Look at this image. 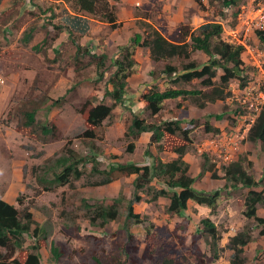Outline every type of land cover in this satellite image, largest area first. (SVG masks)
<instances>
[{"label": "rangeland", "instance_id": "rangeland-1", "mask_svg": "<svg viewBox=\"0 0 264 264\" xmlns=\"http://www.w3.org/2000/svg\"><path fill=\"white\" fill-rule=\"evenodd\" d=\"M105 2L109 6V11L116 16V25L108 26L113 33L109 31V41H117L123 29L129 31L132 37L135 34L133 29H137L145 36V30L154 27L166 38L175 39L177 28L181 24L189 25L194 30L205 22H219L223 28L222 36L226 41L240 43L245 47V52L242 54L243 64H246L243 66L244 72H241V77L229 81L224 99L208 102L204 108H199L195 104V99L189 97L183 101V106L194 118L209 121L211 118H208L207 114L211 112L231 113L236 122L235 125L239 123L247 125V121L238 115L243 113L249 118L253 110L246 105H241L240 101L242 99L255 102L257 80H261L262 75H259L255 69L252 52L256 50L263 52L264 42L255 36V31L246 29V23L264 0H240L238 5L229 8L211 0H105ZM75 13L86 14L80 9L77 0H0V196L19 209L26 206L32 212L34 220L43 223L47 229L49 237L46 239V245L39 249L43 264H54L50 260L52 241L56 245L62 243L64 250V255L58 264H93L94 258L103 261L104 264H160L163 247L155 250L151 259H140L132 263L133 258L140 257L144 228L149 223L160 237L173 231L183 236L185 243L177 252V257L179 263L192 264L183 261L182 256L189 244L190 234L195 233L199 220L207 216L222 231L221 247L226 246L229 237L236 233L244 219L243 200L248 189L240 186L223 189L222 178H213L209 171H201L200 168H203L206 162V166L214 164L216 173L222 176L221 166L231 159V152L224 149L220 151L219 144L222 136H210L209 131L204 129L202 121H197L199 123L191 134L192 143L182 156V160L189 164L188 174L196 175L194 184L198 190L210 191L220 188V201L212 214L210 208L192 201L187 203L183 215L167 213L165 208L168 198L159 196L152 200L151 191L145 189L141 193V200L134 201L132 204L133 211L139 215L140 221L125 220V209L133 190L135 178L133 173L103 185L93 184L102 175L89 176L87 173L73 180L72 188L65 184L52 191H45L36 183L31 172V165L34 163V166H41L47 160L57 157L67 141H69L68 146L74 148L76 152L87 153L81 138L85 129L84 120L78 111L87 102L93 105L101 101L106 104L111 103L109 97L102 95L108 87V78L115 69L111 61L122 57L119 48L116 50L113 45L107 48L106 44L100 40L93 45L92 39L101 34L103 27L98 22L95 25L97 28L92 27L91 30L86 19H84L86 22L84 20L81 23L77 22L76 32L79 34L73 39L83 43V47L87 46L88 53L81 51L76 57L72 49H76L78 45L74 43L72 35L67 33L63 35V37L67 36V45L66 43L64 46L60 45L62 52L52 59L47 57L45 50L49 39L60 38L59 31L64 26L68 27V23L72 20L69 14ZM103 13L104 11L88 12V14H94V19L105 21L101 15ZM1 14L8 16V20L12 22L6 25L7 18L1 19ZM117 14H136L141 18L136 20L135 26L129 21L128 26L122 28L120 26L123 23L118 21ZM47 24H51L54 36H51L49 32L45 33ZM26 33L31 35L27 43L23 41ZM127 34L123 32L126 37ZM104 37L106 39V36L103 35L105 41ZM97 48L100 49L97 50ZM102 54H106L107 58L103 75L98 79L95 64ZM135 58L137 71L132 73L130 81H127V92L131 94L135 102L131 103L133 110L126 111L124 107L126 105L123 104V110L122 105L115 107L111 115L102 122V138L94 141L96 151H102L99 158L105 162L104 165L110 162L131 161L138 165L151 162V159L146 158L143 153L149 142L148 133L141 134L135 140L124 135L133 115L144 118L148 122L157 118H153L143 105L136 102L142 84H146V88L153 87L158 90H163L167 84L171 87L203 89L198 79L170 84L167 78L150 74L152 79L148 72L153 65L150 64L149 51L146 47L143 51L138 48ZM192 58L197 60L199 66H202L207 63L209 57L197 51L192 54ZM179 61L180 59H176L175 63ZM147 74L149 80H147ZM220 74L221 70L218 69L213 82L218 83ZM242 77L245 84L240 86L239 79ZM142 80L146 81L142 82ZM57 99L60 100L54 102ZM26 101L38 103L34 112V123L52 126L54 129L52 135L47 138L43 136L42 139L34 138L36 137L33 135L35 128L32 125L26 126L25 118L19 110V107L23 110L21 106ZM177 101V98L166 99L163 108L156 116L161 120L166 119ZM29 106L32 107V104ZM31 110L26 108L28 112ZM234 110L235 113H232ZM227 119L225 124L231 125V122L227 123ZM220 126H224L222 122ZM131 142H134V150L129 152L127 145ZM152 145L163 161L177 156L171 152L162 151L155 143ZM254 148L258 152L256 153L258 164L254 170L248 168V171L258 178L264 172V166L259 170L263 161L261 159L264 156V147L260 144L259 148L256 144ZM204 155L208 157V160L204 161ZM89 171H91V163L86 167V172ZM262 185L252 189L260 190ZM151 186L153 189L166 187L162 179L157 178L152 180ZM166 190L168 192L169 189ZM119 194L123 196V199L118 206L117 218L102 226H98L101 221L95 219L94 224L91 225L87 216H84V202L105 205L109 204L113 198L119 197ZM260 205L262 206H259L260 211L257 214L263 217L264 202ZM126 227L133 234V238L128 239ZM257 232L258 229L253 234V242L244 246L246 264H264L259 248L264 243V237L257 235ZM23 238V246L29 249L37 240L27 234H23ZM126 241L128 246H138L136 253L129 251V255H123L120 243ZM196 241L208 254L202 238L199 237ZM231 253L229 248L224 247L219 258L212 260L209 264L229 262Z\"/></svg>", "mask_w": 264, "mask_h": 264}, {"label": "trees", "instance_id": "trees-1", "mask_svg": "<svg viewBox=\"0 0 264 264\" xmlns=\"http://www.w3.org/2000/svg\"><path fill=\"white\" fill-rule=\"evenodd\" d=\"M224 7H232L238 5L240 0H211ZM81 10L89 13L104 11L101 14L110 26L116 25V16L108 9L105 0H77ZM98 3V4H97ZM221 11V10H220ZM236 14V12H235ZM146 35L135 33L128 44L119 46L122 53L121 58L113 59L112 65L115 67L113 73L108 78V87H106L103 97L111 99L110 104L99 102L97 104L85 103L81 107L80 114L84 120L85 129L81 138L83 145L87 148L86 154H80L68 146V142L62 147V152L52 160H47L41 166L31 165V172L35 177L36 183L45 191H52L61 186L68 185L72 188L73 180L87 174L94 176L102 175L101 178L94 182L95 185L107 184L113 180L120 179L129 174H135L133 180V190L130 200L126 206L125 220L139 222V215L133 211V202L142 198L141 193L147 189L151 191L152 200L159 196L167 197L166 212L173 215H183L188 201H192L199 205H205L210 208L211 214L215 211L220 201V188L210 191L198 190L193 186L195 178L188 174L189 164L182 160V156L186 153L188 146L192 143V132L197 121H202L206 131L218 132V128L212 127L207 119L194 118L188 113L183 106V101L191 97L195 99V104L203 108L208 102H215L224 99L227 94L226 86L233 78L241 77L244 72L242 54L245 47L240 43L226 41L223 38V28L219 22L209 21L200 24L194 30L189 25H180L177 28L175 39L166 38L157 28L150 27L145 30ZM30 34L23 36V41L27 43ZM255 36L261 42H264V31H255ZM75 56L81 51L89 52L87 46L83 47L77 44ZM136 46L146 47L150 53V58L154 62L153 70L150 74L161 75L168 79L170 84H179L200 80L202 88L186 89L182 87H171L169 84L163 90L156 88H146V84L141 85V92L138 96L137 103H142L145 110L154 118V121H146L133 115L130 123L125 130L124 135L131 137L133 140L144 133H149V142L144 149L146 158L151 159L150 164H137L135 162H110L104 165L102 159L99 158L102 151H96L95 140L101 139L103 136L104 119L109 117L112 110L125 102V92L127 89V77L136 72V64L133 58V50ZM202 52L209 58L207 63L199 66L197 60L192 58L194 52ZM106 54H102L96 61L95 71L97 78L103 75V67L105 68ZM180 59L178 63L175 60ZM159 66V68H157ZM221 70L218 76V83L213 82V78L217 75V70ZM240 86L245 84L244 78L239 79ZM226 88V89H225ZM131 97L129 100H132ZM174 108L170 109L166 119L161 120L156 116L163 108L166 99H175ZM102 99V98H101ZM60 100V99H59ZM58 99L54 102L59 101ZM85 102V101H84ZM20 112L25 118L26 126L32 125L33 135L37 139H42L52 135L54 131L52 126L46 124L34 123V112L38 106L36 102H24ZM32 104V107L29 106ZM58 104V103H57ZM56 105V103H53ZM88 106V107H87ZM123 107V106H122ZM26 108L32 109L31 112ZM235 113V110L232 111ZM207 117L213 120L227 119V123L233 125L235 120L231 113L211 112ZM40 135L39 137H37ZM247 139L256 142L264 147V103L261 106L258 115L248 129ZM153 143L159 145L162 151L173 152L176 158L163 161L158 153L153 149ZM129 152L134 150V142L127 145ZM245 153V154H244ZM248 152L240 153L236 159L229 160L223 164V175L218 176L214 169V164L206 166L203 164L201 171H209L213 178H222L224 180L223 189L237 188V186L248 189L243 200L244 210L242 212L244 219L240 224L236 233L229 237L226 246L221 247L222 231L210 219L203 217L199 220V225L195 227V233L190 234L189 244L186 246L185 254L182 256L183 261L192 264H209L212 260L219 258L224 247L231 250L230 264H246V256L244 246L253 242L254 232L258 229L257 235L264 237V217L257 214L258 205L264 202V184L262 185L264 172L257 179L248 168H253L252 162L247 157ZM112 156V155H111ZM204 161L208 160L206 155L203 156ZM91 163V171L86 172L87 165ZM201 172V173H202ZM154 178L162 179L165 188H152L151 182ZM262 185L260 190L252 189V187ZM166 189H169L168 192ZM115 197L109 204L95 203L88 204L84 202V216H87L90 224L93 225L95 219H99L102 226L104 223L115 220L119 213V204L122 202L123 196ZM150 199V200H151ZM248 221V222H247ZM126 224V222H125ZM124 224V225H125ZM33 225H35L33 227ZM128 239L133 238V234L126 227ZM23 234L37 239L31 249L23 246ZM49 237L47 229L43 223L36 222L32 212L25 206L22 209L17 208L14 204L4 200L0 196V264H43L42 255L39 252L41 247L46 245V239ZM199 237L202 238L208 254L199 246ZM50 246V260L54 264H58L60 258L64 255L62 243L57 245L52 241ZM185 243V238L176 234L174 231L160 237L152 229V224H147L144 228L143 248L140 257L133 258L132 263L138 262L140 259H151L153 252L159 247H163V256L160 264H182L179 263L177 252ZM119 248L123 250V255H129V251L137 252L138 246H128L127 241L121 242ZM261 257L264 258V243L260 247ZM93 264H104L94 258ZM185 264V263H183Z\"/></svg>", "mask_w": 264, "mask_h": 264}, {"label": "crops", "instance_id": "crops-1", "mask_svg": "<svg viewBox=\"0 0 264 264\" xmlns=\"http://www.w3.org/2000/svg\"><path fill=\"white\" fill-rule=\"evenodd\" d=\"M131 1H134V0H131ZM84 12L86 14H80V13L69 14L72 20L70 21V23H68V25H67L68 27L64 26L63 29L61 31H59L60 32V38L56 39V37H54L53 39H49V43L47 44L48 47L46 45V50H45V52L47 54V57L52 59V58H54L56 56V54H58L59 52H62L63 49H61L60 45L64 46V43H66V45H67V36L63 37V35L64 34L66 35L67 33H69V34L72 35V39L75 38L76 35L79 34V33L76 32V27H77V24H78L77 22L81 23L82 20H84V19H86L87 22L89 23L91 30H92V27H95L96 23H98V22H100L101 24H99V25H102V27H103L102 29L104 30V33H103V30H102L101 34L98 37H94V40L92 39L93 45H96V43H97L96 41L100 40V42L106 44L107 48L110 45H113V46L116 47V50H118L119 46L128 44L129 39L131 38V33H129V31L123 29L121 35L117 37V39H118L117 41L116 40H113V41L110 40L109 41V37H108L109 36V31H110L109 27H108L109 23H107L106 21H102V20H96V19L93 18L94 14H88V12H86V11H84ZM20 15H22V14H20ZM117 16H118V21L123 23L122 26H120L122 28L128 26L129 21H130V23L133 26H135L136 25V20L141 18V17L137 16L136 14H117ZM5 18H7V22L5 23L6 25L12 22V20H8V16H5L4 14H1V19H5ZM95 28H97V26ZM3 29H5V28H3ZM45 29H46L45 33L48 34V32H49V34L51 36H54V34L52 32L51 24H47ZM64 29H67V30H64ZM123 32L125 34L128 33L127 37L123 35ZM133 32L134 33H139L137 29H133ZM110 33H112V32L110 31ZM103 35L106 36V39L104 37L105 41L103 40ZM73 41H74L75 44L77 43V44L83 45V43L78 42V40H76V39L75 40L73 39ZM69 46L72 47L71 45H69ZM69 46H68V48L70 49ZM138 48H141L142 51L144 49L143 46H136L134 48V50H133V54L135 56H137V54H138ZM99 49L100 48H97V50H99ZM72 51L74 53L75 49H72ZM134 55H132L133 58H134ZM149 56H150V53H149ZM134 61H135V64H136V71H137L136 58L134 59ZM150 64L151 65L154 64V62L152 61L151 58H150ZM152 69H153V67H152ZM148 73L150 75V70H149ZM130 76H128L127 79H126L128 82L130 81ZM151 78H152V76H151ZM149 79L150 78H149V76L147 74V80H149ZM144 81H146V80H142V82H144ZM142 82H139V83H142ZM131 97H132L131 94H129V92H127V89H126V92H125V102L126 103L124 102L123 105H126L124 107H126V111H129V112H131L133 110V108L131 106V103L134 102L133 98H132L131 101L129 100ZM137 100H138V96H137ZM170 100H172V99H170ZM137 104L142 105L141 102L137 103ZM117 107H119V106H117ZM122 110H123V107H122ZM209 122L211 123L212 127L219 129L218 132L209 131L210 136H212V135H215V136L220 135V136H222L220 138L221 142L219 144L221 146L220 147L221 148L220 151H222L224 149V151L231 152V159H236L237 156L240 153H242V152H248L247 153V157L252 162L253 170H254L255 166L258 164V159H257V154H256L258 152H257V150L254 147L257 144L258 147L260 148V142H256V144L254 145L253 142H250L247 139V132H248L249 127L247 125H243L242 123H239V124L235 125L236 122H233L234 123L233 125H228L227 126V124H225L226 119H221V120L210 119ZM221 122L224 125L223 127L220 126ZM144 133H147V132H144ZM144 133H142V134H144ZM214 133H219V134H214ZM148 135H150V134L148 133ZM148 138H149V136H148ZM254 150L256 152H254ZM165 152H167V151H165ZM171 153H173V152H171ZM173 154L175 155V153H173ZM176 157H174V158H176ZM261 160H263V161L261 163V166L259 167V170H261L262 167L264 166V156H263V158ZM167 161H169V160H167ZM260 175H262V174H260ZM190 176H193L195 178V180H196V175H190ZM255 179H257V178L255 177ZM195 180H194V183H195ZM194 183H193V186H194L195 189H197ZM245 189H247V188H245ZM259 206H262V205H258L257 212L260 211Z\"/></svg>", "mask_w": 264, "mask_h": 264}, {"label": "built area", "instance_id": "built-area-1", "mask_svg": "<svg viewBox=\"0 0 264 264\" xmlns=\"http://www.w3.org/2000/svg\"><path fill=\"white\" fill-rule=\"evenodd\" d=\"M246 29L253 31H264V2L259 4L258 8H256L253 17L246 23ZM252 55V57H254L255 69L258 71L259 75L262 76L261 80H257L258 86L256 87L257 97L255 102H249L242 99L240 101L241 105H246L249 109L253 110L249 118H247L243 113L238 115V117H242L243 120L247 121L246 124L248 127L254 122L262 104L264 103V51L260 52L256 50L252 52ZM220 264H229V262L224 263L221 261Z\"/></svg>", "mask_w": 264, "mask_h": 264}, {"label": "clouds", "instance_id": "clouds-1", "mask_svg": "<svg viewBox=\"0 0 264 264\" xmlns=\"http://www.w3.org/2000/svg\"><path fill=\"white\" fill-rule=\"evenodd\" d=\"M250 127V126H249Z\"/></svg>", "mask_w": 264, "mask_h": 264}]
</instances>
